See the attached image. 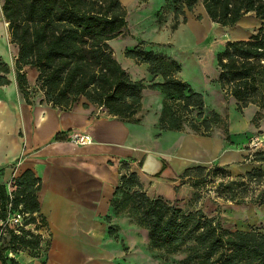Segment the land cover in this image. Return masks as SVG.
<instances>
[{"label":"trees","instance_id":"obj_1","mask_svg":"<svg viewBox=\"0 0 264 264\" xmlns=\"http://www.w3.org/2000/svg\"><path fill=\"white\" fill-rule=\"evenodd\" d=\"M173 12L172 30L185 24L187 12L201 3L208 19L221 27H232L245 15L254 13L261 22L247 40L227 42L216 57L217 83L226 97L236 102L241 112L249 105L264 110V0H167ZM1 11L11 43L18 47L15 61L17 86L28 102L24 68L36 71V83L44 102L70 111L83 100L81 108L104 111L107 116L138 123L145 90H159L163 96L156 129L160 132L189 131L208 137L214 128L224 126L216 112L205 114L201 93L179 79L181 66L174 60L145 52L140 46L127 50L126 59L145 64L152 77L161 83L133 80L116 61L109 42L117 39L127 27L126 10L119 0H3ZM181 18V20H180ZM0 72L7 73L0 65ZM8 81L0 78V85ZM258 117V113L256 114ZM57 136V139H61ZM228 139V137H227ZM252 163L264 164V153H256ZM121 168L127 169L126 165ZM176 184H188L195 198L207 179L226 176L225 170L196 166L180 176L169 177L163 166L157 175ZM40 181L25 171L12 181V192L0 184V222L8 209L23 217L18 230L0 228V264H17L7 258L11 251L38 252L46 227L40 215L37 192ZM216 196L225 202L264 206V172L253 169L228 181H220ZM111 201L113 210L137 219L148 234L149 249L166 257L183 255L178 264H264V230L228 231L218 218H208L200 211L183 212L161 198H150L136 174L121 176ZM34 225V232L26 230ZM111 236L113 235L111 230ZM167 259V258H166Z\"/></svg>","mask_w":264,"mask_h":264},{"label":"crops","instance_id":"obj_2","mask_svg":"<svg viewBox=\"0 0 264 264\" xmlns=\"http://www.w3.org/2000/svg\"><path fill=\"white\" fill-rule=\"evenodd\" d=\"M2 2L0 0V65L6 66L8 72H0V78L8 83L0 85V184H8L12 190V181L25 171H31L40 181L37 200L39 213L46 223L39 231L38 252L7 251L5 256L17 264H165L166 257L155 258L160 251L149 249L147 231L139 226L137 219L116 213L111 201L115 199L114 192L123 175L136 174L150 198L164 199L171 194L188 192L184 187L186 184L176 191V184L165 179V175L152 177L141 171L147 155L161 158L151 150V134L149 132V137H145L148 128L143 121H121L100 110L91 115L81 105L63 111L40 103L44 96L36 83L37 73L29 67L22 71L27 80L28 102L25 101L16 81L18 47L11 43L1 11ZM119 2L126 11L135 9L142 18L143 4L137 0ZM127 28L130 29L128 22ZM163 30L159 34L154 32L153 42L171 41L173 35L169 29L164 27ZM132 33L109 42L113 52H117L115 58L126 59L122 52L137 46ZM124 63L137 66L129 59ZM130 77L162 82L161 77L152 78L142 67ZM142 96L159 98L162 108L163 96L159 90L147 89ZM223 97L229 98L224 94ZM204 102L206 108L207 96ZM212 111L218 112L217 101L211 103L207 113ZM257 113L263 116L260 129L264 134V111L256 106L249 105L238 112L234 101L228 118L217 113L224 122L220 127L229 144L220 134L212 133L215 128L208 137L189 131L161 132L179 137L174 162L162 159L168 167V176L177 177L182 174L177 173L191 166L208 167L214 162L237 176L249 172L251 168L244 163V154L238 149L237 142L243 140L242 134L248 131L249 120ZM156 124L157 119L152 126L154 129ZM70 135H87L91 142L79 146L68 140ZM57 136L62 138L57 139ZM123 164L127 166L126 170L121 168ZM161 187L166 193H156Z\"/></svg>","mask_w":264,"mask_h":264},{"label":"rangeland","instance_id":"obj_3","mask_svg":"<svg viewBox=\"0 0 264 264\" xmlns=\"http://www.w3.org/2000/svg\"><path fill=\"white\" fill-rule=\"evenodd\" d=\"M163 1H165V4ZM137 2L143 4L144 10H141L142 18H140L139 13L135 12V9L129 8L126 11V21L130 24V29L127 30L128 28L126 27L120 37H127L133 32L132 40L137 42V46H140L145 52H151L176 61L181 66V72L178 74L179 79L187 83L195 92L201 93L204 97L207 96L205 114L209 111L211 103L217 101V113L222 118H228L235 100L231 97L224 98L219 90L216 57L224 50L227 42L247 40L257 31L261 22L255 17L254 13L245 15L232 27H221L208 19L201 3H198L192 12L185 14L187 22L172 30L173 10L167 0H137ZM164 27L169 29L173 35H171V41L166 43L153 42L155 39L154 32L159 34L164 31ZM131 49H125L122 55L124 56V53ZM115 59L121 67L127 68L126 71L129 76L135 71H139L141 67L144 70L147 69L145 64L137 65L134 61L137 66H128L124 63L127 59L120 56H117ZM144 81L147 84L150 83V81ZM81 103H83V100L78 102V106ZM91 110L95 113L98 111L94 107ZM160 111L161 103L159 98L142 96L140 111L134 116V119L139 120V122L143 121L145 128H148V132H144V134L146 138L149 137V132L151 134V150L159 154L158 156L165 162H174L175 151L179 145V137L162 134L159 130L152 127L156 119L158 121ZM262 117L260 113H258V117L254 115L247 125L248 131L242 134L243 140L239 143L237 142L238 149L244 154V163L249 166L248 168H251L250 171L260 169L264 172V164L252 163L250 161L256 153H264V134L260 129ZM212 133L220 134L225 141L224 129L222 127L215 128ZM225 143L229 144L226 141ZM212 167L225 170L228 177L218 175L215 178L207 179L206 186L199 191L197 198L194 196V190L186 184L184 187L187 188L188 192L182 191L175 196L171 194L168 197L165 196L166 198L163 200L183 212L200 211L208 218H218L222 228L228 231L264 230V206L256 204L237 205L217 198L215 192L217 184L222 180L228 181L234 179L237 175L216 162L207 168ZM4 186L7 193L12 192L8 184ZM160 192L166 193L165 188L161 187L156 190V193ZM26 230L34 232V225L28 226ZM30 253L34 254V252ZM164 257H166V254L160 252L155 258L163 259ZM182 257L183 255L176 254L166 257L167 259L164 262L165 264H178Z\"/></svg>","mask_w":264,"mask_h":264},{"label":"built area","instance_id":"obj_4","mask_svg":"<svg viewBox=\"0 0 264 264\" xmlns=\"http://www.w3.org/2000/svg\"><path fill=\"white\" fill-rule=\"evenodd\" d=\"M68 140L72 142L73 144H76L79 146H85V145L90 144L91 142V138L87 135H70L68 136ZM23 217L24 216H22L18 212H11L9 208L8 215H7L5 222H0L1 231H3L5 228H8L14 231L18 230L19 228L22 227Z\"/></svg>","mask_w":264,"mask_h":264},{"label":"water","instance_id":"obj_5","mask_svg":"<svg viewBox=\"0 0 264 264\" xmlns=\"http://www.w3.org/2000/svg\"><path fill=\"white\" fill-rule=\"evenodd\" d=\"M163 160L154 155H147L141 167V171L148 176L158 175L163 168Z\"/></svg>","mask_w":264,"mask_h":264}]
</instances>
